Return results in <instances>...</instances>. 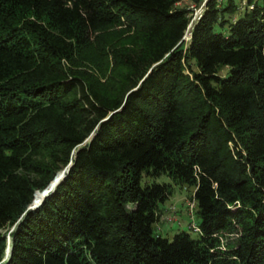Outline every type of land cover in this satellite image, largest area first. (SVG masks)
<instances>
[{
  "label": "trees",
  "instance_id": "16d2710c",
  "mask_svg": "<svg viewBox=\"0 0 264 264\" xmlns=\"http://www.w3.org/2000/svg\"><path fill=\"white\" fill-rule=\"evenodd\" d=\"M184 1L0 0V264H264V0Z\"/></svg>",
  "mask_w": 264,
  "mask_h": 264
},
{
  "label": "rangeland",
  "instance_id": "374dc122",
  "mask_svg": "<svg viewBox=\"0 0 264 264\" xmlns=\"http://www.w3.org/2000/svg\"><path fill=\"white\" fill-rule=\"evenodd\" d=\"M242 1V6L244 7L246 5V0ZM204 5L202 6V8L196 7L191 0H185L182 3H179L180 7L187 8L192 11L194 20L200 17L204 10ZM189 37L190 34L187 32L185 40H189ZM86 70L89 72H93L91 69ZM152 183L174 185L172 180L165 175L157 179L147 177L143 179V185ZM173 189V196L165 204L161 205L162 215L159 219V222L155 225L156 233L170 241H172L177 234H180L182 232L188 233L193 239H196L198 237V233L193 230V227L199 226L200 221L197 215L198 209L197 207L195 208L196 203L194 202V205L191 201L194 189L182 188L176 185H174ZM13 230L14 229H12L11 232ZM11 242L12 239L10 235H8L7 247L8 245H11ZM8 258L9 256L7 255V253H5L4 260Z\"/></svg>",
  "mask_w": 264,
  "mask_h": 264
},
{
  "label": "water",
  "instance_id": "95a60500",
  "mask_svg": "<svg viewBox=\"0 0 264 264\" xmlns=\"http://www.w3.org/2000/svg\"><path fill=\"white\" fill-rule=\"evenodd\" d=\"M207 1L205 2L204 7L206 6ZM191 27H190V29H191ZM190 29H189L188 33L190 32ZM92 139H93V136L88 140V142H90V140H92ZM69 169H70V166L67 169H65L63 172L58 173L57 176L54 178V180L49 184V186L44 191L36 193L35 198H36L37 194H39L42 196L43 199L41 201L34 199V202L31 205V207L29 208V210L38 209L44 203V201L47 197H49L51 194L56 192L57 187L66 179V177H67L66 174L69 172ZM11 251H12V247H11V245H8L7 252H6L8 256L11 255Z\"/></svg>",
  "mask_w": 264,
  "mask_h": 264
},
{
  "label": "built area",
  "instance_id": "2783aa9c",
  "mask_svg": "<svg viewBox=\"0 0 264 264\" xmlns=\"http://www.w3.org/2000/svg\"><path fill=\"white\" fill-rule=\"evenodd\" d=\"M193 229H194L195 231H198V227H197V226H194Z\"/></svg>",
  "mask_w": 264,
  "mask_h": 264
},
{
  "label": "bare ground",
  "instance_id": "6f19581e",
  "mask_svg": "<svg viewBox=\"0 0 264 264\" xmlns=\"http://www.w3.org/2000/svg\"><path fill=\"white\" fill-rule=\"evenodd\" d=\"M59 177V176H58ZM43 198H42V196H41V198H40V201L42 200Z\"/></svg>",
  "mask_w": 264,
  "mask_h": 264
}]
</instances>
